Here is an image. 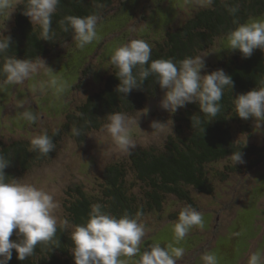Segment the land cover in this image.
Masks as SVG:
<instances>
[{"label":"trees","instance_id":"16d2710c","mask_svg":"<svg viewBox=\"0 0 264 264\" xmlns=\"http://www.w3.org/2000/svg\"><path fill=\"white\" fill-rule=\"evenodd\" d=\"M129 1L132 0H60L52 17L54 35L47 41L42 39L40 28L23 14L25 0H21L15 9L14 28L5 35L11 36L12 41L10 48L0 55V65L3 56L43 59L72 42V33L64 32L59 24L66 15L84 17L95 13L101 18L99 26L113 16L119 5L125 6ZM207 1L203 9L195 10L176 30L168 31L163 43L154 42L151 60L180 61L195 57L225 39L239 24L264 17V0ZM230 8L236 11L230 12ZM218 69L231 76L233 87L224 88L221 110L215 117L203 114L195 103L179 108L173 131L162 145L133 149L125 160L108 165L91 189L82 185L70 188L63 204L62 221L66 220L67 224L58 223L52 241L38 244L34 254L24 261L17 259L18 254L13 250L8 264H74L70 232L74 225L88 220L90 206L94 203L101 204L104 211L117 218L125 213L136 218L140 213L139 220L143 224L147 221L144 224L147 230L157 228L176 222L186 206L202 211L197 195H215V186L209 177L210 166L224 162L235 164L226 167L227 173H220V182H223L232 174L246 175L264 165V145H246L236 138L239 129L251 136L254 120L239 118L233 104L238 95L264 86V52L256 49L250 58H244L237 51L214 65L209 73ZM116 71L113 67L105 87L88 97L78 108L76 117L67 116L62 131L48 134L55 144V150L48 155L32 150L31 135L9 145L0 141V156L10 161L4 170L5 182H12L15 177L24 176L50 160L73 127L77 141H83L89 132L99 130L107 122V115L112 112L136 115L163 91L155 83V77L149 76L141 89H134L124 97L115 91L120 83ZM138 71L139 66L133 70L134 74ZM236 152L242 153L243 163L236 164L232 160L231 155ZM17 231L14 229L10 241L17 240Z\"/></svg>","mask_w":264,"mask_h":264},{"label":"rangeland","instance_id":"374dc122","mask_svg":"<svg viewBox=\"0 0 264 264\" xmlns=\"http://www.w3.org/2000/svg\"><path fill=\"white\" fill-rule=\"evenodd\" d=\"M20 1L13 0V8L0 15V31L4 30V35L14 28L15 9ZM207 4V0H132L125 6L119 5L113 16L97 26V37L90 44L81 49L70 42L43 58L53 70L57 86L50 84L53 77L42 70L24 83L9 85L0 92V141L9 145L30 135L33 138L43 132L62 131L67 116L76 117L78 108L88 97L105 87L113 68L110 57L117 48L133 39L144 40L151 47L154 42L163 43L168 31L176 30L195 10H201ZM237 51L230 50L226 38L218 40L214 47L196 55L204 56L205 67L201 75L209 73L214 65ZM60 85H63L62 91L58 90ZM163 95L162 91L136 115L127 114L138 122L131 132L136 144L134 149L162 145L173 131L174 117L179 109L175 113L163 110L160 107ZM19 100L26 101L25 107L38 113L40 119L35 124L20 118L23 109L18 107ZM153 121L166 126L153 131ZM253 123L251 136L239 129L236 138L246 145H264V124ZM103 125L99 130L89 132L83 141H77L73 127V131L62 138L50 160L24 176L15 177V180L33 183L54 196L58 206L53 214L58 221L63 220V204L70 188L82 185L91 189L108 165L125 160L133 150L118 149L110 135L101 131ZM230 165L235 164L224 162L208 169L215 195H197L202 210L199 212L202 228L193 226L180 240L174 235L175 222L145 228L140 251L154 244H161L162 248L172 244L184 249L177 264H203L201 257L205 253L213 254L217 264H248L250 255L257 252L264 257V165L246 175L232 174L220 182V173H227L225 169ZM121 259L125 264H136L139 253Z\"/></svg>","mask_w":264,"mask_h":264},{"label":"clouds","instance_id":"9594fccd","mask_svg":"<svg viewBox=\"0 0 264 264\" xmlns=\"http://www.w3.org/2000/svg\"><path fill=\"white\" fill-rule=\"evenodd\" d=\"M59 4L60 0H25L23 14L40 28L43 40L50 41L54 35L52 17ZM12 8L13 0H0V15ZM229 11L234 13L236 10L230 8ZM100 19L95 13L84 17L66 15L59 24L64 32L72 33V42L82 49L97 37ZM3 31H0V55L10 48L12 41L11 36H5ZM226 40L230 50H238L244 58H250L256 49L264 52V19L239 24L226 34ZM151 51V46L140 39H133L114 51L110 63L117 70L116 77L120 81L115 89L118 94L126 97L132 90L141 89L149 76H154L155 83L164 92L160 101L163 110L175 113L179 108L195 103L208 116L215 117L220 112L224 88L233 87L231 76L223 69L201 75L205 67L204 56H188L180 61L151 60ZM137 66L139 71L134 74L133 70ZM42 70L53 77L50 84L57 86L53 70L42 58L21 60L16 56H3L0 92L9 85L24 83ZM58 90L62 91L63 85ZM25 104L24 100L18 102V107L23 109L20 118L28 124H35L40 119L38 113L26 108ZM233 104L239 118H251L260 126L264 124V86L238 95ZM106 120L101 131L110 135L118 149L128 152L136 147L131 132L138 122L133 117L112 112L106 116ZM164 126L166 124L159 121L151 123L153 131ZM31 147L42 155L55 150L53 139L47 132L35 135L31 139ZM231 158L236 164L243 163L241 152L233 153ZM9 163V160L0 156V264H8L13 250L18 254L17 259L24 261L34 254L38 244L52 241L58 222L67 224L66 220L58 221L53 214L58 205L50 192L20 180L5 182L4 170ZM90 208L88 220L74 225L70 232L74 264H125L121 257H133L138 253L136 264H177V258L183 256L184 249L172 244L163 248L161 244H154L141 252L139 245L145 236V225L139 220L140 213H137L136 218L127 213L117 218L104 211L99 203L92 204ZM193 226L202 228L203 220L202 215L189 205L180 211L174 223L176 239H183ZM14 229L18 230L17 240L10 241ZM201 259L203 264H217L216 257L210 253H205ZM248 264H264V257L258 252L252 253Z\"/></svg>","mask_w":264,"mask_h":264}]
</instances>
